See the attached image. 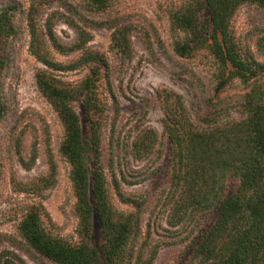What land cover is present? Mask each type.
Here are the masks:
<instances>
[{"label":"trees","instance_id":"16d2710c","mask_svg":"<svg viewBox=\"0 0 264 264\" xmlns=\"http://www.w3.org/2000/svg\"><path fill=\"white\" fill-rule=\"evenodd\" d=\"M243 5L264 11V0H173L165 7L174 55L191 59L204 51L211 58L210 96L194 109L175 91L158 92L162 134L142 127L124 138L116 133L120 100L109 61L90 45L92 32L103 28L111 33L112 53L133 57L123 0L65 1L48 13L35 2L0 3V186L31 198L16 225L29 249L51 264H155L161 249L184 244V264H264V60L235 36L233 17ZM58 22L73 31L71 43L57 37ZM24 43L40 65L38 92L62 127L59 153L69 166L74 240L59 233L35 200L54 184L52 159L46 175L16 179L14 166L30 170L36 159L34 149L23 153V136L5 128L11 114L5 79ZM234 83L242 87L239 100L223 107L221 95ZM162 138L167 183L159 211L169 233L163 240L154 238L155 221L143 228L146 199L123 188L130 162L162 156Z\"/></svg>","mask_w":264,"mask_h":264},{"label":"rangeland","instance_id":"374dc122","mask_svg":"<svg viewBox=\"0 0 264 264\" xmlns=\"http://www.w3.org/2000/svg\"><path fill=\"white\" fill-rule=\"evenodd\" d=\"M7 0H0V3ZM29 4L35 2L45 13L57 10L63 2L71 0H14ZM173 0H123L122 21L131 26L133 57L122 59L110 51V31L97 29L92 32L90 45L103 53L109 61L113 87L120 100V112L116 122V133L127 138L136 129L151 127L158 136L163 132V115L157 93L172 90L181 94L189 106L199 109L204 98L210 96L213 62L204 51L191 59H180L171 48L165 7ZM176 1V0H175ZM235 36L258 61L264 54L257 50L264 48V11L243 5L233 17ZM55 33L62 43L73 41L74 33L65 24L58 22ZM14 56L5 83L11 103V114L5 123L6 129H13L23 136V153L36 151V159L30 170L15 165L16 179L30 182L48 173V158L55 164V181L51 188L44 190L41 202L60 234L75 239L76 222L71 215L74 203L72 185L69 180V166L59 153L63 138L60 123L49 104L39 94L34 72L40 65L29 55L26 44ZM207 56V57H206ZM242 87L237 83L221 95V105L232 108L238 102ZM78 113L82 114L78 108ZM83 123V119H82ZM108 131H106V134ZM163 153L159 159L140 163L130 162L124 190L129 194L142 196L147 201L142 217L145 229L148 222L159 225L154 238L166 239L165 219L160 208V198L167 183V141L162 138ZM104 158L107 164V145L104 136ZM106 167V166H105ZM30 196L16 194L6 183L0 186V264H18L10 253L15 254L23 264H51L35 254L17 233L16 225L20 210ZM98 225L95 224V235ZM94 235V240L95 236ZM183 236V235H182ZM170 240V239H169ZM96 244L95 241H93ZM184 244L164 247L160 250L155 264H184Z\"/></svg>","mask_w":264,"mask_h":264}]
</instances>
